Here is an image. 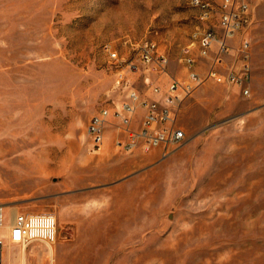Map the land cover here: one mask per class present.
Instances as JSON below:
<instances>
[{
	"label": "rangeland",
	"instance_id": "rangeland-1",
	"mask_svg": "<svg viewBox=\"0 0 264 264\" xmlns=\"http://www.w3.org/2000/svg\"><path fill=\"white\" fill-rule=\"evenodd\" d=\"M203 22L192 0H0V210L57 217L56 243H11L3 264H264V0L242 28L199 58L198 29L218 28L223 0ZM252 40L250 95L208 77L242 64ZM153 39L186 81L185 51L201 82L176 109L186 133L169 156L122 152L111 117L100 153L88 125L130 90L151 97L166 75L136 63L130 43ZM109 47L122 59L110 57ZM127 69L125 81L119 73ZM6 257V258H5Z\"/></svg>",
	"mask_w": 264,
	"mask_h": 264
},
{
	"label": "built area",
	"instance_id": "built-area-1",
	"mask_svg": "<svg viewBox=\"0 0 264 264\" xmlns=\"http://www.w3.org/2000/svg\"><path fill=\"white\" fill-rule=\"evenodd\" d=\"M192 4L199 9L200 18L204 23L214 17L215 10L210 3L192 0ZM247 12L246 3L237 5L236 0H223L218 12L217 27L223 30L225 39H218L216 26L198 29L193 37L199 46V58L210 57L217 42L227 53L230 49L228 40L241 30L242 21ZM130 44L136 63L155 75H166L168 81L165 86L155 83L151 89V97H144L137 90H130L126 100L115 111L111 112L110 109L104 108L96 113L88 125V134L91 139L90 151L100 153L103 150L106 127L112 123L111 117L114 116L117 118L115 127L118 130L115 146L119 151L150 154L160 150L163 152V157H167L186 140L185 131L177 123L176 109L201 82V75L194 69L197 59L185 51L181 62L188 70V78L182 81L169 74L170 60L159 52V46L155 40L146 38ZM251 48L252 40L245 37L239 48V52L243 55L242 64L232 67L226 75L217 70H211L208 77L219 83L236 85L244 95H250ZM107 50L113 60L126 61L121 60L118 51L111 50L109 47ZM127 69L135 71L138 65L131 62L126 68L121 69L119 83L125 81ZM5 229H8L11 243L23 246L35 241L54 244L58 238V220L53 214L18 213L12 223L4 227L3 214L0 210V264L4 261Z\"/></svg>",
	"mask_w": 264,
	"mask_h": 264
},
{
	"label": "bare ground",
	"instance_id": "bare-ground-1",
	"mask_svg": "<svg viewBox=\"0 0 264 264\" xmlns=\"http://www.w3.org/2000/svg\"><path fill=\"white\" fill-rule=\"evenodd\" d=\"M6 258V257H5Z\"/></svg>",
	"mask_w": 264,
	"mask_h": 264
},
{
	"label": "crops",
	"instance_id": "crops-1",
	"mask_svg": "<svg viewBox=\"0 0 264 264\" xmlns=\"http://www.w3.org/2000/svg\"><path fill=\"white\" fill-rule=\"evenodd\" d=\"M118 150V149H117Z\"/></svg>",
	"mask_w": 264,
	"mask_h": 264
}]
</instances>
